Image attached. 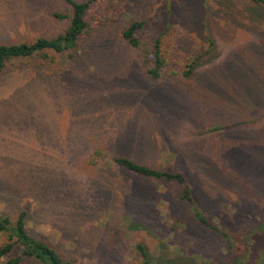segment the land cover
Listing matches in <instances>:
<instances>
[{
    "label": "rangeland",
    "instance_id": "obj_1",
    "mask_svg": "<svg viewBox=\"0 0 264 264\" xmlns=\"http://www.w3.org/2000/svg\"><path fill=\"white\" fill-rule=\"evenodd\" d=\"M56 12L72 6L0 0V44L56 37L70 23ZM87 19L74 59L48 51L0 73V213L29 210L30 233L77 264H144L138 244L151 264H264V2L99 0ZM133 20L141 48L122 39ZM157 39L154 79L142 58ZM116 155L183 172L232 245L179 183Z\"/></svg>",
    "mask_w": 264,
    "mask_h": 264
},
{
    "label": "trees",
    "instance_id": "obj_2",
    "mask_svg": "<svg viewBox=\"0 0 264 264\" xmlns=\"http://www.w3.org/2000/svg\"><path fill=\"white\" fill-rule=\"evenodd\" d=\"M72 6L71 14L56 12L55 16L60 19H69L70 23L64 32L56 37H40L32 42L2 43L0 44V73L3 72L13 60H26L36 55L42 54L44 58H49L48 51H53L74 59L79 52L80 37L89 32L90 22L87 19L91 7L99 0H65ZM254 2H264V0H252ZM145 21L133 20L122 32L123 41L135 48L142 47V41L137 35V31L143 29ZM160 40L157 39L154 45L148 49L142 58L145 73L151 78H158L161 75V68L165 60L161 52ZM193 71V65L186 75ZM223 126H216L211 131H218ZM99 154V151H97ZM102 156H106L103 154ZM113 160L139 175L150 177L156 180L179 183L183 188L181 199L189 202L193 208L195 218L205 227L215 232L222 233L230 246L232 238L230 235L214 222H212L197 204L188 177L180 171L160 170L148 165L139 163L132 158L124 155H116ZM95 163V159L92 160ZM29 210L22 209L13 218L6 213H0V232L7 233L8 240L0 245V260L5 259L4 264H22L25 259H30L37 264H77L75 261L65 260L61 254L50 243L43 241L32 235L28 229ZM144 264H151L147 250L143 244H138ZM17 252V253H16ZM239 258L234 264H238Z\"/></svg>",
    "mask_w": 264,
    "mask_h": 264
}]
</instances>
